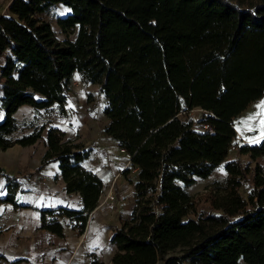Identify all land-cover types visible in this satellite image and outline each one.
Returning <instances> with one entry per match:
<instances>
[{"label":"trees","instance_id":"1","mask_svg":"<svg viewBox=\"0 0 264 264\" xmlns=\"http://www.w3.org/2000/svg\"><path fill=\"white\" fill-rule=\"evenodd\" d=\"M57 4L69 9L57 23L74 40L58 39L41 18ZM0 58L2 151L42 138L46 126L13 138L15 114L54 105L64 113L75 74L105 97V135L137 169L135 207L110 239L112 264H264V169L253 170L245 199L238 188L249 170L227 161L233 120L264 98V0H11ZM183 108L205 116L182 119ZM47 133L40 168L58 161L66 192L83 203L41 212V228L63 238L60 219L84 231L105 186L83 167L90 150L59 128ZM239 154L264 160V138ZM222 164L230 187L211 202L222 214L198 215L188 189ZM8 181L0 202L17 206L18 182Z\"/></svg>","mask_w":264,"mask_h":264},{"label":"rangeland","instance_id":"2","mask_svg":"<svg viewBox=\"0 0 264 264\" xmlns=\"http://www.w3.org/2000/svg\"><path fill=\"white\" fill-rule=\"evenodd\" d=\"M11 0H0V16L8 14ZM69 9L57 4L48 9L41 18L49 22L60 40H74L76 34L66 35L58 26V19L66 17ZM5 62L0 58V65ZM0 78V84H1ZM264 102V98L252 102L245 111L233 120L237 136H242L249 141L250 145H256L264 138V125H261L257 117L251 121L250 116L261 112L258 105ZM106 99L100 93L97 85L86 83L79 74H75L69 83L67 100L64 106V113L57 106L55 109L46 111L43 119L55 118L70 126L71 139L76 143L90 150L87 164L96 166L99 176L104 183V191L101 195L97 209L88 216L84 231H70V237L76 243V248L70 254L69 262L72 264H112V257L115 247L110 244V239L120 226L123 219H127L135 207V183L137 182V169L133 167L129 158L118 148L117 143L105 135V127L108 119L104 115ZM3 111V109H2ZM205 116L201 109H182L180 117L191 120L194 123L200 122ZM4 119V118H3ZM197 125V124H196ZM249 145V146H250ZM236 151H230L227 161H238L248 173L241 179V186L238 188L242 198H247L253 186V170L256 167L264 169V160L253 161L248 155H240L241 145H237ZM229 175L225 170V164L216 168L207 179H197L196 183L189 187L188 192L194 196L196 201L197 214L221 215L222 211L212 208L211 202L225 194L230 187ZM237 180H240L237 178ZM75 205V201H71ZM190 218H196L191 215ZM70 222V223H69ZM69 223V224H68ZM67 229H71L73 223L65 221ZM31 245L28 248L30 252ZM67 242L61 241L56 249L59 256L68 254ZM42 246L29 253V260L37 262L44 252ZM71 253V252H70ZM65 259V257H64ZM29 260H22V264L29 263ZM55 260L40 261L38 264H56ZM239 264H246L242 260Z\"/></svg>","mask_w":264,"mask_h":264},{"label":"crops","instance_id":"3","mask_svg":"<svg viewBox=\"0 0 264 264\" xmlns=\"http://www.w3.org/2000/svg\"><path fill=\"white\" fill-rule=\"evenodd\" d=\"M3 97L2 81L0 84V122L5 113L2 111L1 99ZM47 110H35L30 106H22L15 118L19 124V129L13 134V138H20L31 134L35 128L46 126L42 133V138L31 146L15 145L6 151L0 150V199H6L8 195L7 186L9 178L18 182L16 194V204L14 206L8 202H0V264H22V260H29V253L37 247L44 248L42 257L35 262L29 260L26 264H38L40 261H55L56 264H72L69 257L76 248L75 241L70 237V231L80 230L67 229L65 221L60 219L64 226V237L59 238L49 231L41 228V212L56 207H64L69 210H82L83 203L79 194H68L65 190L66 184L62 178L58 161L47 164L40 168L47 147V129L56 127L62 130L67 138L71 139L70 126L65 122L55 118L43 119ZM72 140V139H71ZM258 143V142H257ZM83 167L94 172L98 177L96 166L83 163ZM101 178V177H100ZM75 201L72 205L71 201ZM50 218V216H49ZM70 223V222H69ZM68 223V224H69ZM67 242L68 254L59 256L57 246L61 241ZM31 245L30 252L28 246ZM65 257V259H64Z\"/></svg>","mask_w":264,"mask_h":264},{"label":"built area","instance_id":"4","mask_svg":"<svg viewBox=\"0 0 264 264\" xmlns=\"http://www.w3.org/2000/svg\"><path fill=\"white\" fill-rule=\"evenodd\" d=\"M203 128L207 129L208 126L205 125V126H203ZM250 143H251V141H249L248 139H246V138H244V137H242V136H240V135H239V136L236 135L235 138H234V142H233V144H232V146H231V148H230V151H236V150L238 149L237 145H241V146H249ZM121 151L123 152V150H121ZM127 157L130 158L129 155H127ZM59 207H61V206H59ZM59 207H56L55 209H57V208H59ZM56 214H57V210H54V211L51 213L52 216H55Z\"/></svg>","mask_w":264,"mask_h":264},{"label":"snow or ice","instance_id":"5","mask_svg":"<svg viewBox=\"0 0 264 264\" xmlns=\"http://www.w3.org/2000/svg\"><path fill=\"white\" fill-rule=\"evenodd\" d=\"M259 108H261V112L255 114L254 116H250L248 118L249 121L256 119L257 117H264V102L261 103V105H258ZM261 125H264V118L260 119Z\"/></svg>","mask_w":264,"mask_h":264}]
</instances>
